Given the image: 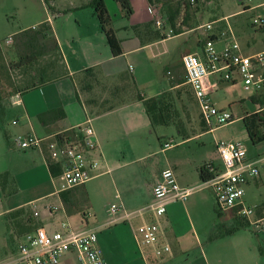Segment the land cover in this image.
<instances>
[{
    "label": "crops",
    "instance_id": "1",
    "mask_svg": "<svg viewBox=\"0 0 264 264\" xmlns=\"http://www.w3.org/2000/svg\"><path fill=\"white\" fill-rule=\"evenodd\" d=\"M103 1L122 49L120 56L113 57L91 8V0H58L62 3L58 10L59 16H68V21L63 25L65 30L61 34L53 32L51 28L56 27L48 18L36 19L30 23L32 28L48 23L50 31L47 32V37L55 40L58 50L54 52L51 40L45 38L34 44L31 50L26 49L28 52L19 51V55L13 59V71L20 73L21 82L35 81L38 78H43L47 82L26 93L16 92L6 102L10 107L17 109V115L11 121V125L15 127L12 138L6 133L4 137L2 131L4 125L0 126V174L4 173V177L8 179L7 185L10 183L13 185L10 189L6 186L1 187L0 217H4V224H10V219H13L15 228L12 234L16 236L18 243L24 234L37 228H43L49 234L61 231L63 223H68L78 232L93 231L97 237V246L107 264H174L188 252H192L191 258L182 264H218L215 253L218 249L236 252L238 256L233 264H264V247H260L246 230L209 241L216 224L211 221L195 224L189 215V208L191 209L192 205L178 202H167L165 214L160 219L164 240L170 245L171 252L160 259L153 257L151 253L145 259L140 256L130 224L122 218L123 214L145 209L152 202V186L164 169L173 170L179 186L187 187L186 184L191 183L181 181L177 177V164L174 160L158 173L153 172L150 175L152 178L150 183L145 179V190L137 186L141 178L140 167L145 166L141 163L148 161L155 154L161 155L166 151L161 145L153 143L150 145L151 140L146 134L151 127L140 101L120 106L95 118L91 117L90 123L97 148L89 158L96 160L98 167L93 173V178L83 186L58 192V183L49 169L50 160L47 152L21 150L17 146V136L35 134L47 137L58 132L70 135L72 130L84 123L87 111L78 92L76 79L88 69L94 68L103 81L109 84L115 83L118 74L128 71L134 78L137 88L147 90L145 94L140 92L145 98L178 88L172 87L176 77L180 76L177 73V66L181 63L182 56L191 52L186 51L169 60L164 69L165 75L173 73L175 77L166 78L165 83L158 70L159 63L154 61L160 55L166 54L164 45L168 38L185 35L193 29L159 39L156 38L157 29L150 15V11L154 10L161 17L157 5H150L147 0H128L132 12L126 17L115 0ZM46 2H51V8L54 7L53 0H45ZM204 25L206 24L193 28H201ZM145 26L149 27L143 31ZM164 31L166 30L161 33H165ZM19 42V49H24L26 40ZM9 44L11 43H7ZM36 52L40 54L37 61L25 63ZM131 55L137 57L134 64L129 61L132 60ZM16 95L19 96L18 99L15 98ZM16 100H19L18 104ZM236 105L239 106L237 102ZM56 109L63 111L62 119L55 122L48 118L38 120L39 115ZM214 161L213 156L195 159L192 170H195L199 177L198 168L205 163L217 167ZM255 182L257 180L250 184ZM142 189L145 191L143 194ZM96 198L108 200L100 205L95 204ZM113 204L121 205L122 209L115 216H110L108 210ZM48 206H55L58 211L50 213L47 210ZM34 212H37L38 216H34ZM181 212L186 216L188 223L185 230H180L176 223V217ZM150 219V214L145 213L143 216H133L130 222L138 226ZM0 230H3L1 220ZM13 239L10 238L11 242ZM204 242L208 244L203 248ZM195 249H198L197 253ZM16 257L17 252L14 253L8 248L0 264L15 260ZM58 264L79 263L75 252L69 251L61 255Z\"/></svg>",
    "mask_w": 264,
    "mask_h": 264
},
{
    "label": "built area",
    "instance_id": "2",
    "mask_svg": "<svg viewBox=\"0 0 264 264\" xmlns=\"http://www.w3.org/2000/svg\"><path fill=\"white\" fill-rule=\"evenodd\" d=\"M243 5L252 0H238ZM195 3V0H190ZM157 30H164V21L156 11H150ZM263 17L253 19V25L262 24ZM210 30V24L202 27ZM171 32V30H170ZM10 42V39L7 43ZM201 52L187 53L182 56L181 64L185 83L191 90L199 108V116L207 132L212 136L221 164L208 166L211 178L203 183L213 191L218 212H232L247 221L256 233H264V215L256 216V207L245 201V188L255 180L264 177V49L245 55L236 41L225 45L221 50L214 46L212 38L202 45ZM131 70V66L129 67ZM222 83L236 86L241 83L251 91L250 102L254 109L250 112L219 110L211 99L213 92ZM19 98L18 95L15 96ZM19 103V100H16ZM241 103V102H240ZM254 119L258 126L259 141L254 144L244 123L245 119ZM242 122L244 131L228 134L226 129L235 122ZM91 117L87 115L84 123L72 130L70 135L58 132L52 136L39 137L27 134L16 137V144L21 150L46 151L51 162L59 164L61 171L55 177L58 192H64L83 186L93 178L98 167L96 160L89 156L97 148L95 134L91 127ZM15 123V122H13ZM248 139L252 148L261 145L260 152L249 154ZM173 146L164 142L163 149ZM193 188L181 187L177 183L172 169L160 172L157 182L152 186V202L142 210L124 213L122 218L128 221L132 230L137 250L144 259L151 253L157 259L171 252L170 245L164 240L160 219L165 214L167 202L185 203ZM121 205L109 207V215L115 216ZM50 213L58 211L55 206H48ZM149 213L150 221L134 226L130 221L133 216ZM34 216H38L34 212ZM73 251L79 264H107L97 246V237L93 231H75L68 223L62 224V230L47 233L43 228L24 234L17 246L15 260L3 264L33 263L58 264L59 258L66 252Z\"/></svg>",
    "mask_w": 264,
    "mask_h": 264
},
{
    "label": "rangeland",
    "instance_id": "3",
    "mask_svg": "<svg viewBox=\"0 0 264 264\" xmlns=\"http://www.w3.org/2000/svg\"><path fill=\"white\" fill-rule=\"evenodd\" d=\"M53 1L54 7L51 8V2L45 3V0H0V55L4 56L2 63L5 66L14 67L13 59L16 55H19V51L28 52L26 45L24 49H19V41L23 39L27 41L28 37L25 36L32 35L31 33L37 29L32 28V24H30L34 20L48 18L50 23L56 27L51 28L53 32L61 34L65 30L63 25L68 21V16H59L58 10L62 3L58 2V0ZM248 6L251 8L245 9ZM223 17L226 18L224 19ZM258 17L264 18V0H252L247 5H243L238 0H199L196 6H191L188 9L186 17L184 12L181 13L177 20L178 27L182 30H189L188 26L197 27L200 24H210L211 29L193 28L192 31L187 32L185 35L168 38L164 45L167 51L166 54L160 55L154 61L159 63L158 70L161 72V79L165 83L167 81L166 78L175 77V74L172 75L173 73L165 75L164 69L171 58H177V56L186 51L199 54L204 42L210 38L214 40V46L217 50H221L225 45L236 41L245 55L261 51L264 48V23L253 25V19ZM163 21L164 29L166 30L163 34L167 37L172 36L174 34L173 30L164 19ZM9 39L11 44L7 45ZM248 43L250 45H247ZM130 58H132V60H129L132 64L137 60L135 55H131ZM177 73L184 77L181 63L177 66ZM19 75L18 71L11 70L10 75H8L10 78L7 79L6 72L0 69V80L2 82L6 80L7 83L9 81L20 83L21 77ZM183 88H187V85L184 84ZM139 91L142 94L147 93V90L142 88H139ZM250 97L251 91L246 90L241 83L236 86L222 83L211 95V99L217 109L232 111L234 114H240V111L250 112L254 109L250 102ZM236 102L239 106L236 105ZM16 111L17 109L6 104L3 114H0V126L4 125L2 131L8 136L10 135L11 138L15 129L11 125V121L17 115ZM178 111L184 136L180 135L173 126H157L147 130L146 136L151 140L149 141L150 145L153 143L157 146H162L164 142H171L173 146L166 149L164 154H155L148 161L141 163V165L145 164V166L140 167L141 178L139 179L140 184L138 182L137 186L145 190V179L150 183L152 181L150 180L152 179L150 175L153 172L158 173L167 167L168 163H173L175 160L177 177L181 181H191V183L186 185L189 188H193L192 193L185 202L186 205H192L191 209L189 208L190 218L195 224L197 222L208 223V221H211L215 224L227 225V228H229V225L233 223L234 214L232 212H223L220 218L217 217L216 202L212 189L203 186L196 171L192 170L193 160L195 159L201 160L213 156L215 166L221 164L212 136L207 131H203L200 126L199 108L195 100L193 101L183 94L182 101L178 105ZM226 131L228 134L244 131V125L241 121L235 122ZM184 137H188L190 140H185L186 138ZM245 143L248 145L249 154L255 151L260 152L262 149L261 145H256L255 148H252L248 139L245 140ZM165 157L168 159L164 160L163 158ZM7 180L6 176L4 177V173L0 174V194L2 192L1 187L6 186L7 189H10L13 186L11 183L7 185ZM143 189L142 194L145 192ZM245 191L244 199L248 205L258 206L262 204L264 202V177L248 185ZM107 200V198L103 201L96 198L95 204L102 205V202L104 203ZM178 204H182V202L179 201ZM261 214L264 215V210L261 211ZM3 218V216L0 217L3 222V230H0V260L8 248L14 253L17 252L18 245L16 236L12 234L15 228L13 219H10V224L5 225V219ZM176 221L180 230L188 228L186 216L182 212L176 217ZM241 230H246L260 247H264V233H256L249 226ZM11 237L14 238L12 242L10 240ZM205 244L208 243L204 242L203 248ZM197 252L198 249H195V253ZM191 253H186L176 260L174 264H182L187 259H190ZM215 253L218 264H233L232 262L238 256L233 250L218 249Z\"/></svg>",
    "mask_w": 264,
    "mask_h": 264
},
{
    "label": "trees",
    "instance_id": "4",
    "mask_svg": "<svg viewBox=\"0 0 264 264\" xmlns=\"http://www.w3.org/2000/svg\"><path fill=\"white\" fill-rule=\"evenodd\" d=\"M121 7L124 15L129 17L131 15V7L128 0H115ZM150 5H157L159 7V13L161 17L166 21L169 27L173 30V35H178L184 30L178 27L177 20L181 13H185V17L188 15V9L191 6H196L199 0H195V3L191 4L190 0H147ZM91 8L96 16L100 30L105 37L106 43L108 44L113 57H118L122 54V49L120 47L119 41L115 36V33L112 29V19L106 9L103 0H91ZM245 9L248 10L246 7ZM198 10V7H197ZM264 23V22H263ZM262 23V24H263ZM185 25V24H184ZM149 26L143 27V31H146ZM189 30L193 27L188 26ZM136 29V28H135ZM50 31V26L48 23H42L34 30L30 36H25L27 38V49L33 48L34 44L38 43L40 40L47 39V32ZM162 30H157L156 38L165 39V36ZM51 40L52 50L55 52L58 50V46L53 38H48ZM47 39V40H48ZM35 51V50H34ZM39 53H35L29 58L28 62L32 63L37 61ZM0 55V69L4 70L7 75V79L10 77L11 70L13 67L5 66L2 63L4 56ZM28 59V57H25ZM27 61V60H26ZM27 65V64H26ZM29 65V64H28ZM47 80L43 78H38V80H25L20 83H9L2 82L0 80V114H3L6 102L9 97L16 92H28L32 89L37 88L39 85L46 83ZM185 83L184 77L178 76L175 81L172 83L173 86H177L175 90L167 91L151 98H145L140 93L139 89L136 86L135 80L132 75L126 71L118 74L115 83L109 84L104 82L103 79L99 76L94 68L88 69L80 74L76 79V86L78 92L81 96L82 103L87 111V115L90 117H98L103 114H106L120 106L129 104L134 101H140L143 104L146 116L149 120L150 127L154 128L157 126H173L176 131L182 134V122L180 120V113L178 111L179 102L182 101L183 94L187 95L189 99L194 101L193 94L189 87L183 88ZM64 117V113L61 109H56L49 111L47 113L41 114L38 116V120L43 121L44 118L51 119L53 122L58 121ZM200 118V116H199ZM246 129L253 141L254 144H257L259 138L258 126L255 124L254 119H245L244 120ZM200 126L203 131H207L204 123L200 119ZM4 137L5 133L3 132ZM188 138V137H184ZM208 166H213L212 164L205 163L198 168L199 179L202 183L206 182L211 178V172L208 169ZM49 169L53 177H56L61 168L59 164L49 162ZM86 201V196L84 198ZM264 210V202L256 207V216H262L261 211ZM217 217L220 218L221 213L216 210ZM248 226V223L245 219L240 218L234 214L233 223L229 225L216 224L212 230V234L209 237V241L216 240L225 235H231L236 231L244 229Z\"/></svg>",
    "mask_w": 264,
    "mask_h": 264
}]
</instances>
